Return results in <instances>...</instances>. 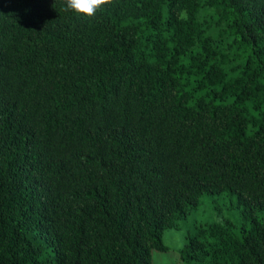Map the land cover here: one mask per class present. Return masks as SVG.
<instances>
[{"label": "trees", "instance_id": "1", "mask_svg": "<svg viewBox=\"0 0 264 264\" xmlns=\"http://www.w3.org/2000/svg\"><path fill=\"white\" fill-rule=\"evenodd\" d=\"M0 0V264H264V0Z\"/></svg>", "mask_w": 264, "mask_h": 264}, {"label": "rangeland", "instance_id": "2", "mask_svg": "<svg viewBox=\"0 0 264 264\" xmlns=\"http://www.w3.org/2000/svg\"><path fill=\"white\" fill-rule=\"evenodd\" d=\"M236 198L228 195H212L203 198L200 207L195 210L188 220L182 222L180 230H168L164 241L170 247V252H154V264H184L181 250L186 243V235L195 230L196 226L230 219L237 228L243 225V214L239 207L233 206Z\"/></svg>", "mask_w": 264, "mask_h": 264}, {"label": "clouds", "instance_id": "3", "mask_svg": "<svg viewBox=\"0 0 264 264\" xmlns=\"http://www.w3.org/2000/svg\"><path fill=\"white\" fill-rule=\"evenodd\" d=\"M108 0H66L65 10H72L85 16H94L97 9Z\"/></svg>", "mask_w": 264, "mask_h": 264}]
</instances>
